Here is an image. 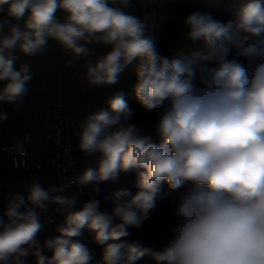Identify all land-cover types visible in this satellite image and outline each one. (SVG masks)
I'll return each mask as SVG.
<instances>
[{"label": "clouds", "instance_id": "1", "mask_svg": "<svg viewBox=\"0 0 264 264\" xmlns=\"http://www.w3.org/2000/svg\"><path fill=\"white\" fill-rule=\"evenodd\" d=\"M132 7L133 0H0V12L17 21L0 20V81L7 82L0 102L18 106L29 91L33 74L28 63L17 70L16 50L43 54L51 38L79 58L91 55L90 44L109 46L95 62L86 61L85 79L98 87L116 84L125 68L141 59L133 92L144 111H155L160 140L153 143L140 134L123 94L109 98L107 109L87 115L78 147L100 157L79 184L131 171L138 176V190L105 197L114 201L110 213L100 210L99 200L86 201L66 217L59 236L41 245L40 214L47 205L76 201L58 194L63 185L45 189L34 180L26 196L7 197L0 217V264H26L29 256L35 264H91L90 250L71 238L84 228L99 245L129 237L155 209L163 183L172 191L184 189L174 202L175 223L165 246L156 251L140 240L107 243L98 264H135L145 255L156 264H264V4L248 0L225 22L192 12L182 20L186 36L202 42L205 51L172 57L158 52L146 35V19L130 14ZM58 11L65 14L63 21ZM5 119L7 113L0 111V121Z\"/></svg>", "mask_w": 264, "mask_h": 264}, {"label": "crops", "instance_id": "2", "mask_svg": "<svg viewBox=\"0 0 264 264\" xmlns=\"http://www.w3.org/2000/svg\"><path fill=\"white\" fill-rule=\"evenodd\" d=\"M128 11L141 19H146L147 28L150 27L152 14L150 3L145 5L143 0H133V7ZM56 15L63 21L65 16L63 11H58ZM3 19H9L11 23H17V21L7 16L6 11L0 12V20ZM19 23L22 25L23 21L21 20ZM4 30L5 32L8 30L7 26ZM88 47L91 49L90 56L74 58L71 52L65 51L56 40L50 38L47 51L43 54L27 56L19 50L14 52L18 58L16 61L17 70L22 63H28L33 75L27 85L29 91L22 103L17 106L9 102H0V111L7 113V119L0 125L1 142L26 144L31 156H40L45 150V146L39 138L41 122L45 115V104L55 97L63 106V120L68 129L82 125L87 115L106 108L108 105L107 100L111 98L117 88L123 72L116 84L103 87L89 84L85 79L86 68L84 65L86 61L95 62L97 57L110 51V47L99 44H90ZM69 62H71V65H69ZM6 83V81H0V88L2 89ZM25 138H29L28 142H25ZM34 180H38L45 189L53 186L52 178L44 171L29 174L8 170L0 178V188L7 197L10 194H23L26 196L28 186ZM6 205L7 199L1 209L2 216L6 211ZM26 206L28 205L26 204ZM50 206L51 204H48L47 212L42 213L41 223L44 227L37 237L41 245L46 239H49L50 235L52 217ZM26 264H31L28 257L26 258Z\"/></svg>", "mask_w": 264, "mask_h": 264}, {"label": "trees", "instance_id": "3", "mask_svg": "<svg viewBox=\"0 0 264 264\" xmlns=\"http://www.w3.org/2000/svg\"><path fill=\"white\" fill-rule=\"evenodd\" d=\"M248 0H153L150 3V10L152 13L151 26L147 28L146 35L150 36L156 45L158 52L162 56L172 57L181 52L172 53L169 50V44L173 38L178 35L186 34L188 28L182 24V20L194 11H200L214 17L215 19L225 22L232 20L239 13ZM264 4V0H260ZM236 49L233 48L230 52V56L235 54ZM185 54H189V51H182ZM143 61L139 58L129 64L123 71L121 80L113 92L111 97L117 94L125 95V91L133 81L136 80V68ZM202 63L211 66V61H203ZM1 89V88H0ZM126 99L129 107L133 110V119H145L154 120L156 113L146 112L142 109L136 97H130ZM108 108V105L105 109ZM153 143H160L159 137H150ZM1 142V141H0ZM3 165L0 167V178L3 173L10 170L8 164L2 160ZM138 186V176L135 172H119L114 179L108 181H100L98 184H88L83 186V193H71L68 198L82 197L83 195H92L95 199L100 201V210L111 212L114 206V201L109 198L115 191L129 190L132 194H135ZM93 187H99L100 192L93 193L91 189ZM184 189L172 191L169 189L167 183H163L160 188V198L157 200L155 209L150 213L149 218L143 222V227L140 229H130L131 235L122 240H110L107 243H131L132 241L140 240L144 247L151 248L153 250H160L165 246L166 237L169 235L170 227L175 223L174 209L176 204L174 203L179 195V192ZM7 195L0 188V217L1 209L5 205ZM75 204L72 206H65L64 210L60 214H52L50 223V238H54L60 235L57 229L63 226L66 221V217L73 212L79 211L84 201L81 198H75ZM39 211V210H37ZM42 219V213L40 214V221ZM84 235V240L78 237L71 238L75 241H79L84 244L91 252L93 260L91 264H98L101 261L103 250L105 245H99L94 240V233L84 228L81 232ZM127 251V248L123 249ZM46 256L51 257L52 252L46 250ZM31 264H35V258L33 256L28 257ZM135 264H156L155 260L150 255H145L141 259L137 260Z\"/></svg>", "mask_w": 264, "mask_h": 264}, {"label": "built area", "instance_id": "4", "mask_svg": "<svg viewBox=\"0 0 264 264\" xmlns=\"http://www.w3.org/2000/svg\"><path fill=\"white\" fill-rule=\"evenodd\" d=\"M144 136H156L154 120L132 119ZM82 125L68 129L63 120V106L57 97L48 100L45 104V115L41 122L39 138L45 146L44 152L33 157L29 153L26 144L0 142V154L9 169L16 172L34 173L36 171L46 172L53 181V186L65 187L59 195L68 197L71 193L82 194L83 186L79 184L78 178L82 175L81 162L90 153L81 151L78 147L79 134ZM76 166L75 174L70 172L71 166ZM65 206L51 204L52 214H60Z\"/></svg>", "mask_w": 264, "mask_h": 264}, {"label": "rangeland", "instance_id": "5", "mask_svg": "<svg viewBox=\"0 0 264 264\" xmlns=\"http://www.w3.org/2000/svg\"><path fill=\"white\" fill-rule=\"evenodd\" d=\"M151 22H152V14L150 17V26H151ZM169 50L172 53H176V52H182V51H189V52H193V51H201L204 52V45L202 44V42H192L190 40L187 39L186 34L183 35H178L175 38H173L169 44ZM136 83V80L133 81L130 85H128L126 91H125V97L130 98V97H134V92H133V86ZM100 154L98 152L96 153H90L88 154L87 157H85L82 165H81V172L83 174V172L85 171V169L87 168H96L97 167V162L99 160ZM76 166L72 165L71 166V170L70 172L72 174H75V170H76ZM74 198H81L84 203L93 197L92 195H83L82 197H76V195L74 196ZM80 238L82 240H84V235L81 234Z\"/></svg>", "mask_w": 264, "mask_h": 264}, {"label": "water", "instance_id": "6", "mask_svg": "<svg viewBox=\"0 0 264 264\" xmlns=\"http://www.w3.org/2000/svg\"><path fill=\"white\" fill-rule=\"evenodd\" d=\"M4 121V120H3ZM3 121H0V125L2 124ZM3 165V162H2V157H1V154H0V167Z\"/></svg>", "mask_w": 264, "mask_h": 264}]
</instances>
